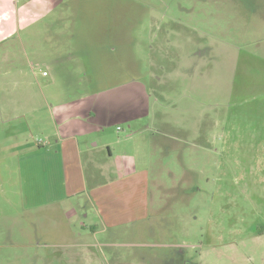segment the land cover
I'll return each instance as SVG.
<instances>
[{"label":"rangeland","instance_id":"obj_1","mask_svg":"<svg viewBox=\"0 0 264 264\" xmlns=\"http://www.w3.org/2000/svg\"><path fill=\"white\" fill-rule=\"evenodd\" d=\"M182 256L264 264V4L0 0V264Z\"/></svg>","mask_w":264,"mask_h":264},{"label":"crops","instance_id":"obj_2","mask_svg":"<svg viewBox=\"0 0 264 264\" xmlns=\"http://www.w3.org/2000/svg\"><path fill=\"white\" fill-rule=\"evenodd\" d=\"M260 2H261V4L263 5L264 4V0H260ZM232 64H233V62H231V61H228V62H226V71L227 70H229L230 68L232 69L233 67H232ZM194 72V71H193ZM196 76V74L194 73V77ZM193 77V78H194ZM66 105H70V104H66ZM64 106V105H63ZM62 106V107H63ZM66 107V106H65ZM62 112H64L63 114H62ZM69 114H71L69 111H67V109L66 110H61V116L63 115V118L61 119V122H66L67 123V119H69V118H67V117H69ZM62 126H61V128L63 129V124H61ZM68 131V130H67ZM66 131V132H67ZM70 142V140H62V142H60V143H62V144H64V143H69ZM70 144V143H69ZM67 144V146L66 147H75V145L74 144ZM37 146L38 147H40V148H43V144H41V142H38V144H37ZM108 151H110V150H108ZM121 162H122V168H127L126 170H125V172H124V175H130V174H135V175H137L140 171H137L136 170V168H138V167H140V169L141 170H148L147 169V165H140L141 163L140 162H138L135 158H134V156H128V158L127 157H124V158H122L121 159ZM138 164V165H137ZM125 165V166H124ZM131 168V170H129L128 168Z\"/></svg>","mask_w":264,"mask_h":264},{"label":"flooded vegetation","instance_id":"obj_3","mask_svg":"<svg viewBox=\"0 0 264 264\" xmlns=\"http://www.w3.org/2000/svg\"><path fill=\"white\" fill-rule=\"evenodd\" d=\"M106 149L107 150H109V147H106ZM146 175H147V173H146ZM148 207V206H147ZM147 207H142L143 208V212L142 211H140L141 212V214L139 215V218L137 219V220H134V222L132 223L133 225H132V227H136L137 226V224L139 223H142L143 225H145V226H147V223H148V226H147V228L149 229V228H152V223H153V220H152V215H151V213L149 212V209L147 208ZM154 217V216H153ZM162 225H161V222L159 221V229H162V227H161ZM163 233V232H162ZM112 237H114V235H111ZM116 238V237H115ZM110 243V242H109ZM111 245H115L114 243H110ZM109 244V245H110ZM143 244L144 243H137L136 245L137 246H139L140 248H142V246H143ZM146 245V244H145ZM144 245V246H145ZM119 246V245H118ZM148 246V245H147ZM174 254L177 256L178 254H180V252H178V251H175L174 252ZM179 257V256H178ZM182 258H183V256H182ZM183 261L184 262H186L187 264H189L188 262H187V260H185L184 258H183Z\"/></svg>","mask_w":264,"mask_h":264},{"label":"built area","instance_id":"obj_4","mask_svg":"<svg viewBox=\"0 0 264 264\" xmlns=\"http://www.w3.org/2000/svg\"><path fill=\"white\" fill-rule=\"evenodd\" d=\"M42 75H43V76H45V75H46V73H45V72H43V73H42Z\"/></svg>","mask_w":264,"mask_h":264}]
</instances>
